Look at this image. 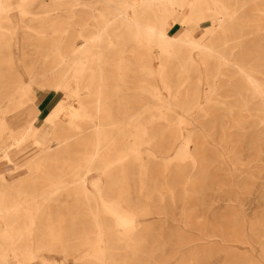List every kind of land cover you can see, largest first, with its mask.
I'll list each match as a JSON object with an SVG mask.
<instances>
[{
	"label": "bare ground",
	"instance_id": "6f19581e",
	"mask_svg": "<svg viewBox=\"0 0 264 264\" xmlns=\"http://www.w3.org/2000/svg\"><path fill=\"white\" fill-rule=\"evenodd\" d=\"M36 1L0 0V69L10 67L16 73L10 82L0 76V162L12 166L0 171V264H30L37 259L41 264H54L42 255L43 250L54 248L62 252L65 260L73 254L77 264L142 262L139 258L147 256L143 250L147 239L140 235L143 220L156 210V203L152 202L155 196L163 202L166 194L162 192L172 195L174 190L166 183L160 192L156 178H152L155 171L150 169V196H144V204L136 203L131 189L122 185L128 178L123 164H136L140 175L146 176L143 153L150 162H155L157 155L152 150L143 151L141 146L160 143L156 142L157 135L168 131L176 135L173 143L177 147L160 148V154L175 150L174 160L190 161L195 166L197 159L190 148L193 134L184 135L180 127L195 121L189 118L194 111L204 113L201 99L207 105L219 104L217 81L225 67L235 68L248 86L246 95L240 97V111L254 116L256 123H264V72L251 63L232 59V53L228 55L224 50L228 43L224 37L231 31L228 26L238 17L241 7L233 0H51L59 7L42 10L37 16L27 9ZM44 3L46 0H40L41 5ZM68 4L71 9L61 7ZM77 5L89 8L92 23L78 25L79 28L72 24L77 13L72 7ZM14 10L19 11V23L12 20ZM189 24H194L196 30ZM35 25L40 27L38 34L43 39L48 35L47 29L57 36L48 54L42 57L41 66L51 56L56 61L42 72L27 67L25 81L19 71L24 60L17 59L12 48L17 45L18 30L34 34ZM200 29L201 34L196 36ZM130 44V52L133 48L137 53L138 72L149 78L141 79L139 84L141 91L150 96V106L142 104L135 113L124 112V118L114 119L111 97L105 96L103 89L111 81L117 90L126 83L125 74L131 65L124 54ZM116 49L120 52L118 60L112 55ZM208 58L218 61V70L212 76L201 70ZM154 59L159 61L157 68L152 64ZM109 67L115 69L111 74L106 70ZM192 70L197 75V93L191 96L188 91L182 94L181 89L191 82ZM174 83L181 85L173 87ZM35 86L52 91L45 107L34 96ZM161 90L167 92L166 96ZM254 102L260 107L257 115L250 110ZM172 114L178 118L171 119ZM82 122L89 127L81 126ZM62 123L80 137L88 130L91 138L89 148L73 160L68 172L53 173L47 165L68 161L70 153L72 136L63 135ZM157 123L166 126L159 130L155 128ZM129 125L133 130H129ZM112 135L122 136L120 147L118 137ZM161 159L164 173L168 172L169 161ZM116 166L123 167L112 173ZM93 171L98 176L89 187L87 175ZM39 173L48 183L41 193L35 194L32 185ZM67 190L74 192L76 201L70 205L76 211L53 218L51 202L57 193ZM143 190L141 187L140 192ZM79 209H84L91 223V229L83 226L81 233L76 227ZM39 223L46 226L36 241L32 229L39 228ZM160 245L166 246L163 242ZM122 252L125 256L119 257Z\"/></svg>",
	"mask_w": 264,
	"mask_h": 264
},
{
	"label": "rangeland",
	"instance_id": "374dc122",
	"mask_svg": "<svg viewBox=\"0 0 264 264\" xmlns=\"http://www.w3.org/2000/svg\"><path fill=\"white\" fill-rule=\"evenodd\" d=\"M232 3L241 9L238 10V17L228 26L231 30L230 35L224 37L228 40L224 49L225 53L228 55L232 53V59L241 63H251L264 72V0H233ZM57 7L59 5L56 6L51 0H46L44 5L37 0L30 9L27 5V9L36 13L37 16H40L42 10L50 11ZM61 7L71 9L70 4ZM72 8L77 11L72 23L76 28L81 24L92 23L91 12L86 5H77ZM11 17L14 23L20 22L18 10L12 11ZM181 20L182 18L179 17L177 21L180 23ZM188 27L193 31L196 30L194 24H189ZM35 29L34 34L25 29L18 30L19 34L15 37L17 45L12 48V54L17 59L24 60L25 66H21L19 71L25 81H28L27 67L42 72L56 61L51 56L45 59L41 66L42 57L48 54V49L57 36L51 32V29H47L48 35L43 39L41 34H38L41 31L40 27L35 25ZM201 32V29L198 30L196 36H199ZM131 47V44L128 45V51L124 54L126 62L131 65L125 74L126 83L120 84L117 90L111 81L103 89L105 96L111 97L114 119L124 118V112L135 113L142 104L150 106V96L141 91L142 85L139 84L141 79L149 78L138 72L139 60L135 57L137 53L133 52V48L130 52ZM112 55L118 60L119 50L116 49ZM154 55H158L156 49ZM205 63L206 67L202 66L201 70L204 72L206 70L210 76L215 74L218 70L217 59L208 58ZM152 64L154 68H157L159 61L154 59ZM106 70L109 74L115 71L112 67ZM193 70L190 74L192 80L182 87V94L187 91L191 96L197 93L195 92L197 75ZM172 71L176 73L177 67L173 65ZM221 72L222 75L217 81L219 96L216 102L219 104L207 105L204 99H201L204 113L194 111L192 116L187 117H192L195 121L180 127L184 135L193 134V143L190 144V148L197 159L195 166L190 161L174 160L175 150L165 155L160 154V148L177 147V143H173L176 135L168 131L157 135L156 142L160 141V143L141 146L143 151L152 150L157 155L155 162H150V158L143 153L146 176L140 175L136 164H123L127 168L128 178L122 185L131 189L130 194L135 198L136 203L144 204V196H150V169L152 172L155 171L152 178H156V188L160 192L166 183L174 190L172 195L162 192L166 194L163 202H160L157 196H155L156 200L152 201L156 203V210L152 215L149 214L144 218V228L140 231V235L147 239L143 247L147 256L139 258L142 262L131 264H264V123H256L255 120L253 121L254 116L240 111L239 107L243 103L240 97L246 95L248 86L237 74V70L233 67H225L221 69ZM15 74L10 67L0 69V76H3L2 78L6 81L14 80ZM172 78L175 80L176 74H173ZM180 85L174 83L173 87H180ZM51 92L34 87V96L44 107L47 105V97ZM161 93L164 96L167 94L165 90H161ZM60 99L65 98L60 95ZM70 103L77 106L74 101ZM259 108L255 102L250 106L251 112L256 115ZM230 110L232 113H229ZM177 112L182 114L180 110ZM10 118L8 116V119ZM177 118L178 115L172 114L171 119ZM61 125L64 127L63 135L72 136L70 153L68 161L47 165L53 173L57 170L68 172L69 167L75 162L73 160H76L85 148H89L88 140L91 138L88 130L80 137L75 131L69 130L66 124ZM44 126L51 128L48 124ZM81 126L86 129L89 127L85 122H82ZM165 126V124L157 123L155 128L162 130ZM222 128L224 131L221 130ZM129 130H133L132 125H129ZM112 132L115 133V129ZM112 136L118 137L117 147H120L122 136ZM162 157L169 161L168 172L165 173ZM123 166H116L112 173ZM11 167L5 161L0 162V171L11 169ZM97 176L95 171L87 175L88 186ZM64 178L70 180L68 176ZM102 180L108 181L106 177H102ZM47 183V178L39 173L32 185L35 194L41 193ZM141 187H144L143 192H140ZM73 197V191L57 193L51 202L54 206L50 209L52 217L66 216L69 210H75L70 205H74L76 201ZM79 211L76 227L81 233L80 228L85 226L89 230L91 223L85 216L84 209ZM45 226L46 224L39 223V228L35 231L32 229L36 241H39L38 237L41 235L42 227ZM162 242L166 246L160 245ZM158 245L160 246L157 247ZM162 248H165L164 251ZM42 255L52 260L54 264H77L73 254H69L65 260L58 248L43 250ZM119 255L124 257L125 253L122 252ZM30 264H41V261L37 259Z\"/></svg>",
	"mask_w": 264,
	"mask_h": 264
}]
</instances>
